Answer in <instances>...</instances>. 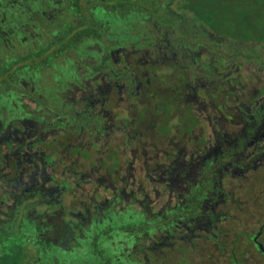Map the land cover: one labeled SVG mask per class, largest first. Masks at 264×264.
<instances>
[{
  "label": "flooded vegetation",
  "instance_id": "1",
  "mask_svg": "<svg viewBox=\"0 0 264 264\" xmlns=\"http://www.w3.org/2000/svg\"><path fill=\"white\" fill-rule=\"evenodd\" d=\"M60 252L264 264V0H0V264Z\"/></svg>",
  "mask_w": 264,
  "mask_h": 264
},
{
  "label": "rangeland",
  "instance_id": "2",
  "mask_svg": "<svg viewBox=\"0 0 264 264\" xmlns=\"http://www.w3.org/2000/svg\"><path fill=\"white\" fill-rule=\"evenodd\" d=\"M114 233V232H113ZM114 239H117V238H114ZM86 248V247H85ZM87 250L83 249L81 252H85ZM56 255H60L61 258V261L59 264H77V262H79V264L83 263L81 262V256L83 257H86V255H88V253L86 252L85 254L84 253H80L78 254V257H75L76 255L75 254H63V252H60V253H56ZM92 259H93V264H103V261L101 258H98L97 259V263H95V258L94 257H91L88 259V264H92ZM108 261L110 262V264H128V259H127V256H122L120 257V260H117V257H112V258H108ZM119 261V262H118ZM118 262V263H117ZM42 264H55V263H50L49 260H48V257L45 258V261L42 263ZM105 264V263H104Z\"/></svg>",
  "mask_w": 264,
  "mask_h": 264
},
{
  "label": "trees",
  "instance_id": "3",
  "mask_svg": "<svg viewBox=\"0 0 264 264\" xmlns=\"http://www.w3.org/2000/svg\"><path fill=\"white\" fill-rule=\"evenodd\" d=\"M45 258L46 257L42 258V260L40 262H39L38 258H34V259H35V262H37L36 264H42L45 261ZM48 260H49L50 263H55V264H59L60 263V260H59L58 256L55 257V258L48 257Z\"/></svg>",
  "mask_w": 264,
  "mask_h": 264
}]
</instances>
